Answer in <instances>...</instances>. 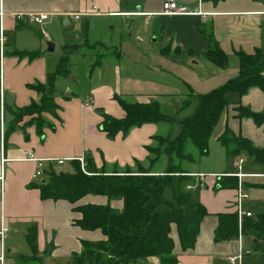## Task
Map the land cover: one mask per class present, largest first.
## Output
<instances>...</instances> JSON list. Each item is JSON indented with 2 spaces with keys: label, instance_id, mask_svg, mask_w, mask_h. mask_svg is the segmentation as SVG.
I'll return each instance as SVG.
<instances>
[{
  "label": "crops",
  "instance_id": "crops-1",
  "mask_svg": "<svg viewBox=\"0 0 264 264\" xmlns=\"http://www.w3.org/2000/svg\"><path fill=\"white\" fill-rule=\"evenodd\" d=\"M163 1L0 0V34L4 37L0 43V226L7 228L5 238L0 241V257L4 264H73L74 256L82 252V241L105 239L98 230L86 231L73 224L80 217L74 206L109 205L116 212L123 207L121 199L99 195H87L74 204L65 200H42L39 190L33 187L41 177H32L36 163L28 160L29 152L42 160L43 167L51 160L67 159L57 164L60 166L85 157H91L97 168L115 164L120 168L131 167L136 161L143 165L147 162V147L152 144L153 137L171 136L165 134L169 122L146 123L125 134L120 132L113 139L108 138L100 128L103 114L117 119L125 116L115 100L116 95L128 102L156 101L164 114V107L175 102L179 107L182 100L190 99L188 111L170 122L176 123L179 133V121L195 112L198 96L237 75L236 51L253 53L259 50L264 55V0H176L200 13L174 16L161 14ZM39 12L50 13L42 24L33 23L25 15ZM70 13L83 15L74 18L68 15ZM110 16L143 18L147 32L152 35L158 32L161 36L160 47L151 51L147 58L139 54L138 61L133 59L136 66L130 72L124 70L122 73L115 60L102 59L95 66L83 69L84 75L79 79L74 69L82 58L75 57V53L86 43L76 45L79 51L67 52L70 46L58 22L63 23L67 18L69 23L63 26H70L73 21L78 29L81 19L88 24L89 18ZM131 27L132 20L128 25L129 29ZM207 36L213 37L226 54L224 68L206 58ZM46 41L53 42V51L56 45L64 50L59 61L49 56L53 51L45 52ZM138 42L141 43V39ZM114 53L121 56L116 49ZM30 54L37 55L30 58ZM62 60H65L64 71L58 73ZM54 73L52 95L58 106L57 118L44 114L46 123L41 131L33 123H27L28 116L13 122L11 110L24 108L40 99V94L28 85L46 84ZM88 101L90 103L85 105ZM238 105L253 112H264V94L259 88L251 87L237 96L236 101L228 102L209 138V150L212 140L220 145L218 136L226 128L230 134L248 139L255 147H264V125L257 126L247 118L237 119L233 109ZM239 157L244 159L241 171L246 175L242 189L247 186L245 192L249 195L242 207L253 215L264 213V188L253 181L264 177V166L251 161L245 153L228 157L224 151L215 168L192 171L207 175L206 188L191 191L207 215L200 222L194 246L186 251L180 247L175 227H171L176 264H229L226 258L237 249V236L215 241L214 232L218 225L217 215L235 210L236 190L219 189L217 182L221 174L233 172ZM163 168L156 171L162 172ZM245 179L249 181L245 183ZM251 188L256 191L252 193ZM31 228L35 229V253L27 242ZM244 239L243 245L250 247L252 253L243 257L241 264H248L245 259L251 255H257L256 264H264V255L252 246L256 239L245 236ZM92 262L89 260L86 264ZM133 264H159V260L151 257Z\"/></svg>",
  "mask_w": 264,
  "mask_h": 264
},
{
  "label": "trees",
  "instance_id": "trees-1",
  "mask_svg": "<svg viewBox=\"0 0 264 264\" xmlns=\"http://www.w3.org/2000/svg\"><path fill=\"white\" fill-rule=\"evenodd\" d=\"M206 40V58L217 67L224 68L227 63L226 54L213 37L207 36ZM235 54L239 62L237 75L222 86L200 94L195 112L179 121L181 129L175 137H153L154 144L147 147V168L136 161L134 165L137 171H132L130 167L120 171L116 164L107 170L105 166L97 168L91 157L84 158V170L78 160L67 162L69 171L57 170L58 165L53 162L43 168L41 180L33 184L39 190L42 200H65L74 204L87 195H99L108 199H121L123 202L120 212L114 211L109 205L74 206V211L80 217L73 224L86 231L98 230L105 239L82 241V252L74 256L73 264H86L89 260L95 264H133L151 257L158 258L159 264H176L173 256L174 242L170 235L172 226L175 227L183 251L194 246L200 222L207 212L192 193L185 190V185L193 181L183 175L189 172L183 163L194 161L193 155L188 152V145L197 150L199 157L208 154V141L221 114L228 107V94L240 97L251 87L259 88L264 94V55L259 50L253 53L236 51ZM35 55L30 54L29 57ZM64 65L65 60H62L58 73L64 71ZM55 77L56 73L51 74L46 84L28 85L40 94V99L24 108L11 110L13 122L28 116L30 119L27 123H33L41 131L46 123L44 114L57 118L58 106L52 95ZM115 100L124 110L125 116L117 119L103 114L100 128L110 139L120 132L125 134L131 128L146 123L173 122L176 119L164 114L156 101L128 102L117 95ZM233 112L237 119L247 118L257 126L264 125V112H253L241 105L234 108ZM156 141L158 144L155 146ZM218 141L228 157L245 153L251 161L264 166V147H255L248 139L230 134L227 128L218 136ZM161 155L165 156L166 163L164 170L158 172L154 167ZM236 186L235 176L218 177L219 189H235ZM166 189L171 193L169 201L163 197ZM162 206L166 209L161 210ZM217 217L214 240L234 239L238 234L236 213L218 214ZM240 231L245 237L256 239L252 246L264 255V213L243 217ZM34 238L35 229L31 228L27 242L33 253L36 251Z\"/></svg>",
  "mask_w": 264,
  "mask_h": 264
},
{
  "label": "rangeland",
  "instance_id": "rangeland-1",
  "mask_svg": "<svg viewBox=\"0 0 264 264\" xmlns=\"http://www.w3.org/2000/svg\"><path fill=\"white\" fill-rule=\"evenodd\" d=\"M131 20L132 27L129 29L128 25L131 23ZM143 20V18L136 17H93L89 18L88 24L85 23V19H81V21H79L80 28L78 29L75 28V23L73 21H71L70 26L66 27L63 26L62 21H59L58 27L60 28V32L62 33V36L66 37L67 44L70 46L66 48L67 52L77 50L78 48L76 45L78 44H82L83 42L86 43L82 50H77L79 52L75 53V57L82 58L81 63H78L74 69L76 76L81 79V77L84 75V73H82L83 69L95 66V64H98L102 59H107V62H113V60H115L117 67H121V72L123 73L124 70H128L130 72L132 69H134L133 66H136V64L133 63V59L138 61L137 57L139 54L144 55L145 58L149 57L151 51H156L157 48L160 47L161 36L158 34V32L154 35L147 32ZM193 27H195V25ZM44 29L47 30L46 28ZM86 32L89 33L86 35ZM139 39H141V43L138 42ZM116 45L118 46V49ZM115 49L118 50V52H121V56H115ZM63 51L64 50H62L59 45H56L55 50L49 56L59 61L60 57L65 54ZM71 77L73 76L71 75ZM236 99L237 95L235 94L227 95V100L229 103L236 101ZM175 100L177 101L178 99ZM189 100L190 99L188 98L182 100L179 107L177 102H175L171 106L164 107L163 111L166 114L175 117L176 119L178 117H182L188 111L187 106ZM166 126L165 134L175 137L174 135H176L179 131L178 129H175L176 123L172 124L169 122V124ZM152 144H154V142ZM157 144L158 143L156 141L155 146ZM163 149L164 146L161 150ZM224 151L226 152L224 147H221L216 141L212 140L210 142V150L208 145L209 154L199 157L197 150L192 145H188V152L193 155L194 161L192 163L184 162L183 167L189 172H192L193 170H210L219 164ZM151 155L154 156L153 154ZM165 160V156L161 155L160 161L154 167L155 170L165 167ZM148 165V161L143 164L145 168H147ZM105 167L107 170H111L113 166L106 165ZM130 168L132 171L138 170L134 164ZM57 170L69 171L70 167L66 163L62 166H57ZM119 170L124 171L125 169L119 168ZM246 180L247 179H245L244 182ZM253 181L257 182L262 188H264V177L254 179ZM244 189L247 190V186H244ZM250 190L252 193L256 191L255 188H251ZM163 197L167 201L171 199V193L169 189H166ZM165 209V206L161 207V210ZM256 257L257 255H251L245 260L248 262V264H252V262L253 264H256ZM91 264L95 263L92 262Z\"/></svg>",
  "mask_w": 264,
  "mask_h": 264
},
{
  "label": "built area",
  "instance_id": "built-area-1",
  "mask_svg": "<svg viewBox=\"0 0 264 264\" xmlns=\"http://www.w3.org/2000/svg\"><path fill=\"white\" fill-rule=\"evenodd\" d=\"M200 12L199 11H192L189 10V8L183 4H179L176 2V0H164L162 3V11L161 14L166 15V16H174V15H198ZM18 17H21L23 14H16ZM29 19L36 24H42L44 21L48 19V16H50V13L48 12H39V13H30V14H25ZM68 15L73 16L74 18H78L79 16H82L83 14H77V13H70ZM4 41L3 34H0V43ZM90 101L85 102L84 104L87 105L89 104ZM28 160L34 161L36 163V170L33 174V178H40L43 173V162L42 160H39L34 156L32 152L28 153L27 156ZM67 159H56V160H51L52 162L56 164H62L64 161ZM78 161L80 162L81 169L84 170V159L79 158ZM244 161L242 157H239L234 164V170L231 173H225L221 174L220 176H235L237 178V186L235 188L236 190V195H235V210L234 213L237 215L238 219V235H237V244L238 247L235 250L234 253L229 255L226 259L229 264H240L241 260L243 257L250 255L252 253V250L250 247L244 246V235L241 233V221L243 217H249L252 216V212L250 211H245L242 207V202L244 199L248 198V193L245 192V190L242 189V179L246 175H244L241 171V163ZM183 175L188 176L192 178L193 181H190L185 185V190L186 191H195L197 189L203 188L205 186L204 179L207 177V175L203 173H195V172H189V173H184ZM264 175V174H263ZM7 233V228L4 227L3 225L0 226V241H2ZM0 262L1 264L3 263V257H0Z\"/></svg>",
  "mask_w": 264,
  "mask_h": 264
},
{
  "label": "water",
  "instance_id": "water-1",
  "mask_svg": "<svg viewBox=\"0 0 264 264\" xmlns=\"http://www.w3.org/2000/svg\"><path fill=\"white\" fill-rule=\"evenodd\" d=\"M68 20H67V18H64V20H63V25H68ZM53 49H54V44H53V42H51V41H46V49H45V52H52L53 51Z\"/></svg>",
  "mask_w": 264,
  "mask_h": 264
}]
</instances>
